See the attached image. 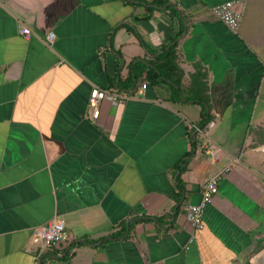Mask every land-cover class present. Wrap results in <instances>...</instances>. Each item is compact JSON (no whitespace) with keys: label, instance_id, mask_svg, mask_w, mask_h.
Listing matches in <instances>:
<instances>
[{"label":"crops","instance_id":"crops-1","mask_svg":"<svg viewBox=\"0 0 264 264\" xmlns=\"http://www.w3.org/2000/svg\"><path fill=\"white\" fill-rule=\"evenodd\" d=\"M223 1L0 0V264H264V0L237 31ZM94 84L132 97L94 117ZM208 116L215 161L193 141ZM54 217L71 239L41 252Z\"/></svg>","mask_w":264,"mask_h":264},{"label":"built area","instance_id":"built-area-1","mask_svg":"<svg viewBox=\"0 0 264 264\" xmlns=\"http://www.w3.org/2000/svg\"><path fill=\"white\" fill-rule=\"evenodd\" d=\"M246 9V0H226L211 7V13L221 19L230 29L237 31L244 16ZM20 31L26 37H29L33 30L28 25L20 27ZM56 37L55 32L51 31L46 35V41L52 43ZM147 82H143L141 87L146 88ZM139 90L137 91V93ZM135 94V93H134ZM132 97V93L122 91L118 87L110 88L101 87L94 84L89 98V104L93 108L92 115L98 117L101 112V105L104 100H108L113 104L123 102L127 98ZM216 119H209L205 124H191V128L195 130L193 135L194 145L199 153L207 155L211 160H216L222 151V147L213 142L209 136V132L216 124ZM196 134V135H195ZM264 149V144L262 145ZM239 158H235L238 160ZM224 171L217 172L208 178L201 188V201L199 203H190L186 206L187 220L198 229L204 228V212L206 206L214 199L218 192V183ZM34 233L38 239L40 251H48L50 249L64 248L68 245L71 236L61 218L54 217L45 224L35 226Z\"/></svg>","mask_w":264,"mask_h":264},{"label":"trees","instance_id":"trees-1","mask_svg":"<svg viewBox=\"0 0 264 264\" xmlns=\"http://www.w3.org/2000/svg\"><path fill=\"white\" fill-rule=\"evenodd\" d=\"M174 47H175V43L174 44H172L167 50H165L164 52H162L161 54H160V57H162V56H166L167 57V55H169L173 50H174ZM172 54H173V52H172ZM172 57L174 58L175 57V54H173L172 55ZM168 64V66H167V68L169 69V70H172V72L174 71L175 73H177L180 69L178 68V65L177 64H175V62H168L167 63ZM156 69V70H155ZM154 69V72H155V74H154V76L157 78V77H166V78H172L173 79V77H172V75H169L168 73H167V69H164L163 67H157V68H155ZM180 72V71H179ZM180 73H178V75H179ZM181 75V74H180ZM174 81H175V79H174ZM176 84H174V90H177L179 93H180V83H179V80H177L176 79ZM209 118H210V116H208V117H206V120L201 124V125H203V124H205L208 120H209Z\"/></svg>","mask_w":264,"mask_h":264}]
</instances>
